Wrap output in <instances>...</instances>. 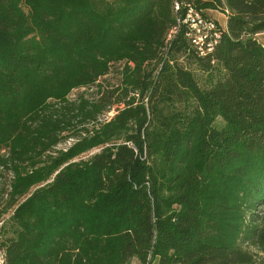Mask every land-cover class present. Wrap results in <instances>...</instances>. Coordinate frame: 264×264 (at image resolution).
Returning a JSON list of instances; mask_svg holds the SVG:
<instances>
[{"label":"trees","instance_id":"trees-1","mask_svg":"<svg viewBox=\"0 0 264 264\" xmlns=\"http://www.w3.org/2000/svg\"><path fill=\"white\" fill-rule=\"evenodd\" d=\"M175 2L225 15L211 53ZM262 32L264 0H0L2 264H264Z\"/></svg>","mask_w":264,"mask_h":264},{"label":"built area","instance_id":"built-area-1","mask_svg":"<svg viewBox=\"0 0 264 264\" xmlns=\"http://www.w3.org/2000/svg\"><path fill=\"white\" fill-rule=\"evenodd\" d=\"M174 14L176 27H184L185 36L198 56L203 57L214 50L222 31L215 20L207 16L203 10L196 9L192 4L180 5L175 2ZM177 28L170 32L169 40L177 32ZM0 264H2V255Z\"/></svg>","mask_w":264,"mask_h":264},{"label":"rangeland","instance_id":"rangeland-1","mask_svg":"<svg viewBox=\"0 0 264 264\" xmlns=\"http://www.w3.org/2000/svg\"><path fill=\"white\" fill-rule=\"evenodd\" d=\"M25 9V8H24ZM26 11V9H25ZM207 14H209V17L213 20H215L218 25L223 28L224 26V14L221 11H209L207 12ZM184 60L183 58H181L179 60L180 63H182ZM121 69L120 65L115 66L114 68H112L111 72L106 75L105 77L101 78L98 81V84L88 87V88H84V89H77L74 90L71 94H70V98L74 99L76 98V96H78L81 93H84L87 97L89 98H95L97 96V89H98V85H102V86H116L119 83L120 80V74L119 71ZM199 76L202 75L201 72L197 73ZM122 105L118 106V105H114L113 108L110 110V113L108 114V116H113L114 112L116 110V108H121ZM106 118V117H104ZM72 143V141L67 142L66 144H63L60 146V148H66L68 147L70 144ZM97 150H93L90 153L85 154L84 156H82V159H86L89 156H91L92 154L96 153ZM6 180L8 181V176H5ZM8 219V215H4V216H0V231L2 230V226L4 227L6 220ZM249 250L256 252V250L254 248H250ZM1 256V253H0ZM3 263V262H2ZM130 264H138V262L134 259Z\"/></svg>","mask_w":264,"mask_h":264},{"label":"crops","instance_id":"crops-1","mask_svg":"<svg viewBox=\"0 0 264 264\" xmlns=\"http://www.w3.org/2000/svg\"><path fill=\"white\" fill-rule=\"evenodd\" d=\"M224 18H225V21H224L223 30L226 29V19H227L225 16ZM254 38L264 47V32L256 34Z\"/></svg>","mask_w":264,"mask_h":264}]
</instances>
